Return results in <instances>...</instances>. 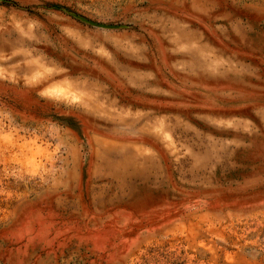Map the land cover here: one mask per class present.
<instances>
[{
	"label": "rangeland",
	"instance_id": "1",
	"mask_svg": "<svg viewBox=\"0 0 264 264\" xmlns=\"http://www.w3.org/2000/svg\"><path fill=\"white\" fill-rule=\"evenodd\" d=\"M0 264H264V0H0Z\"/></svg>",
	"mask_w": 264,
	"mask_h": 264
},
{
	"label": "water",
	"instance_id": "2",
	"mask_svg": "<svg viewBox=\"0 0 264 264\" xmlns=\"http://www.w3.org/2000/svg\"><path fill=\"white\" fill-rule=\"evenodd\" d=\"M81 20L86 21L85 19L81 18ZM93 24V23H92Z\"/></svg>",
	"mask_w": 264,
	"mask_h": 264
}]
</instances>
